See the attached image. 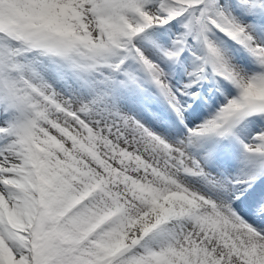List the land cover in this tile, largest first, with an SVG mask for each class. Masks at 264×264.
I'll return each instance as SVG.
<instances>
[{
	"label": "snow or ice",
	"instance_id": "6c2138e0",
	"mask_svg": "<svg viewBox=\"0 0 264 264\" xmlns=\"http://www.w3.org/2000/svg\"><path fill=\"white\" fill-rule=\"evenodd\" d=\"M0 264H264V0H0Z\"/></svg>",
	"mask_w": 264,
	"mask_h": 264
}]
</instances>
